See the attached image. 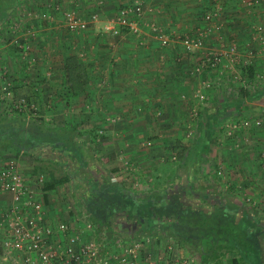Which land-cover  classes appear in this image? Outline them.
<instances>
[{"label": "crops", "instance_id": "obj_1", "mask_svg": "<svg viewBox=\"0 0 264 264\" xmlns=\"http://www.w3.org/2000/svg\"><path fill=\"white\" fill-rule=\"evenodd\" d=\"M55 1H59L62 10L68 9L86 22V27L78 30L60 26L58 23L63 20V15L59 10L53 13L54 22L49 27L26 26L29 35L19 42H29L27 49L34 53L28 52V58L13 56L1 47L5 45L0 44V58L3 59L0 64L5 63L11 75L8 79L13 86L12 102L26 100L39 116L52 118L54 125L48 128L53 129L54 138L58 139L52 142L43 132L32 133L31 129L36 128L34 125L27 127L26 122V130L19 131V122H12L16 117L8 120L5 127H0V169L9 160L17 164L27 184L43 201L48 223L56 227L58 222L66 220L73 225L74 221L67 213L72 210L67 192L71 191L73 177H98L93 168L102 170L101 177L106 171L107 165L95 159V151L91 149L93 143L85 132L93 127L105 131L104 141L99 144L103 149L100 151L102 156L98 157L100 162L114 161L113 164L123 170V161L128 160L137 169L135 178L140 180L146 175L158 177L157 164L170 160V165L177 162L175 172L171 169V173L166 174L171 192L182 186L187 193L200 191L203 196L218 197L225 191L222 181L227 179L237 188L232 189L231 194H252L264 208V163L260 159L264 150V76L263 81L255 79L256 75H264V47L252 28L257 24L264 27V2L249 10L241 0H218L224 5L223 11L207 24L202 19L206 0H139L142 4L139 32L123 29L120 34H112L103 29L104 25L113 24L119 8L136 0ZM46 2L0 0V16H15L24 8L30 9L31 5L40 12ZM37 22L40 24L41 21ZM152 23L175 38L166 45L161 44L150 29ZM209 24L214 29L204 39L201 50L188 51L180 40H175L186 35L196 36ZM231 47L234 54L227 53ZM207 51L222 54L218 65L214 68L206 63L198 72L194 71ZM249 55L255 68L251 79L242 77L241 72L242 59ZM68 57H73L84 70L85 83L77 87L70 85L65 73ZM17 60L21 61L18 66L21 65L23 70L15 69L14 61ZM33 64H38L39 71L31 69L29 73L28 67L33 68ZM47 66L59 70L49 76L51 72H47V77H43ZM12 70L14 73H10ZM217 74H223L222 78ZM243 80L250 83L241 94L239 86H243ZM207 82L212 83L210 88L206 87ZM199 94H204L205 98L201 100ZM259 117L261 126L241 127L231 137L227 136L229 123ZM20 120L24 122L25 118ZM37 128L43 131L47 127L39 125ZM11 129L19 133H8ZM147 136L149 139L145 141ZM37 137L41 143L35 142ZM25 138L41 148L15 151L13 146L21 139L26 141ZM207 145L210 150L205 148ZM64 162L77 163L79 167L76 171L67 167L63 170L59 164ZM210 162L217 164L215 170L209 166ZM52 163L60 170L58 167H55L57 172L48 170L43 184L33 182L34 175L38 174L35 170L41 168L43 171V166ZM220 167L226 175L217 177L216 171ZM66 174L70 177L68 182L51 186L53 180ZM198 179L210 182L214 187L201 185ZM158 183L166 185L165 181ZM212 200L213 204L216 201L218 204L221 199ZM11 202V193L0 190V213L5 212ZM228 204L241 209L235 201L230 200ZM258 228L261 230L255 233V240L264 235V225ZM261 249V254L255 250L247 258H253L257 264L259 258L264 259V243ZM3 259L11 264L16 260L12 255ZM34 264L39 263L35 260Z\"/></svg>", "mask_w": 264, "mask_h": 264}, {"label": "built area", "instance_id": "obj_2", "mask_svg": "<svg viewBox=\"0 0 264 264\" xmlns=\"http://www.w3.org/2000/svg\"><path fill=\"white\" fill-rule=\"evenodd\" d=\"M263 2L264 0H241L249 10H254ZM223 8L224 5L218 0H210L208 8L203 13L204 21L207 24L212 23L221 15ZM67 16L73 29L81 30L86 27V22L73 12H67ZM115 19L113 24H106L103 29L112 34H120L123 29L138 33L139 21H142L141 1L136 0L131 5L119 8ZM252 28L260 45L264 47V27L255 25ZM150 29L156 32L158 26L152 23ZM213 29L214 26L209 24L196 36L186 35L181 43L187 50H201L204 48V39ZM161 32L158 37L165 45L171 38ZM227 53L234 54V48L231 47ZM221 55L220 52L207 51L194 71L198 72L206 63L216 68ZM250 58L251 55L242 59L244 65L252 63ZM217 75L219 78L223 76ZM263 76L256 75V81L262 80ZM245 81L249 82V80L242 82ZM211 84L207 82L206 87L210 88ZM199 98L203 100L205 95L199 94ZM261 122L259 117L229 123L226 134L231 137L241 127L261 126ZM260 159L264 163V150L260 153ZM123 165L121 167L123 170L119 169L114 179H118L125 187L135 188L138 184L134 174L136 169L128 160L123 161ZM216 176H222L220 169L216 171ZM38 182H43L42 175L38 177ZM0 190L12 195L10 207L0 213V264H11L3 258L14 256L15 253L18 254L14 256L16 258L14 264H34L35 260L39 264H199L198 258L189 251L181 252L179 245L172 238H168L162 247L157 246L159 244L156 237L151 235L116 238L110 245L102 244L90 235L93 225L86 218L84 210H81L82 218L78 219V224L74 221L75 226L60 221L53 227L45 220L43 201L36 196L33 188L25 181L23 172L12 160L6 162L0 169ZM246 201L248 204H255L249 197Z\"/></svg>", "mask_w": 264, "mask_h": 264}, {"label": "trees", "instance_id": "obj_3", "mask_svg": "<svg viewBox=\"0 0 264 264\" xmlns=\"http://www.w3.org/2000/svg\"><path fill=\"white\" fill-rule=\"evenodd\" d=\"M206 1L203 13L210 3V0ZM241 72L242 77L251 79L255 74V68L251 64L244 65L241 67ZM65 73L71 86L77 87L85 83L86 77L83 67L73 57H68L66 60ZM239 91L241 93L245 90L240 86ZM20 124L18 126L19 131H25L26 123L20 122ZM6 125L3 124L2 126L5 127ZM38 126L35 123L36 129H31V132L37 135L43 132L45 138L52 140V142L58 140L54 138L53 133L38 130ZM85 132L88 135L98 134L97 128L94 129V127ZM78 133L80 134V131ZM25 139L26 141L19 140L13 149L15 151L23 149L26 152L40 146L35 143H41L38 137L34 143L31 142V139ZM67 140L69 141V139ZM91 140L93 139L91 138ZM40 170L42 169L37 168L35 172L38 173ZM43 173L45 172L41 171V174ZM112 178L113 176H109L104 183H99L100 187H96L99 181L94 182V187L99 190V195H96L98 198L86 203L84 211L86 214H91L93 219L90 218V220H95V228H100L103 222H108L115 227L117 233H128V228L118 232L119 228L122 229V222L115 226L117 219L111 220L112 216L119 215L121 218L132 220L130 228H134V225L140 227H137L139 228L137 234L150 233L148 235L151 236V233L155 234L159 245L168 238H172L177 244L180 241L184 244H180V246L193 247L194 251L200 255L202 264H219L223 258H226L229 264H240V261L244 264H254V259H249V256L254 251L255 233L259 232L258 227L260 226L256 225L258 224L256 219L247 209L243 208L240 211L238 208L223 202L222 199L220 200L221 203L219 202L222 205L217 204V201L213 204L211 201L209 203L212 206L199 207L197 204H190L187 199V196L191 197L193 192L187 193L182 188H178L181 193L178 191L171 192V188L162 187L157 181L150 183V189L137 192L117 181H112ZM69 180L70 177L66 174L64 177L53 180L51 186L66 183ZM203 195L201 194V198L204 200L217 198L215 195ZM136 233L135 235H137ZM107 238L110 239V237ZM182 248L180 249L181 252L183 251ZM232 251H235V256L229 257L227 253Z\"/></svg>", "mask_w": 264, "mask_h": 264}, {"label": "rangeland", "instance_id": "obj_4", "mask_svg": "<svg viewBox=\"0 0 264 264\" xmlns=\"http://www.w3.org/2000/svg\"><path fill=\"white\" fill-rule=\"evenodd\" d=\"M26 9L27 8H24L23 9L24 11L23 10L18 11L17 15H15V16H7V17H5V16L1 17L0 16V44L1 45H5V46H1V47H5L4 49H6L9 52V54H12L13 56L20 55V57H24V58L25 57L26 58L29 57L28 52L34 53V51H32V50L30 51V49H27V45H28L29 42H25V43H22V44H21L22 41L19 42L23 37H26V35H29V34L26 33V30H27L26 26L27 25H30V26L35 25L36 26V24H37V25H40V26L49 27V25H52L53 22H54V14L53 13L61 10L62 11L61 13L63 15V20H61L58 24H60V26L62 25L63 27H66V28L67 27L70 28L69 17L67 16V13H66V12H69V11H67L68 9L62 10L61 9V5L59 4V1H55L54 2V0H47L45 7H43V9L40 12L35 11V9L33 8V5L30 6V9H27V10ZM37 20L41 21L40 24H38ZM43 22H44V24H43ZM257 25H259V24H257ZM157 26H159V25H157ZM161 31L162 30L160 29V27H158V30L156 32H153V33H155L156 38L159 40L160 43H161V41H160L158 35L160 34ZM161 33H163V32H161ZM163 34H165V33H163ZM165 35H167V34H165ZM168 36L171 38V41L175 38L173 36H172L173 37L172 38L170 35H168ZM183 38L184 37L181 36L180 39H175V40H180L181 41ZM1 47H0V54H2ZM222 47L224 48V46H221V48ZM188 51H198V50L196 49V50H188ZM1 59L2 58H0V63H1ZM19 61L20 60L14 61L17 64L15 66V69L19 68V69L23 70V67L21 65L18 66ZM33 62L34 61H32L31 63H33ZM36 66H38V64L34 65L33 68L32 67H28V72L29 73L32 72L31 69L39 71ZM6 69L8 70V66H6L5 63H3L2 65L0 64V79H2V81L0 80V118H1L0 119V127H2V125L5 124V122H8V120L15 119V117H16V120H14L12 122L13 123L19 122L18 124L20 126L21 125L20 124V122H21L20 119L25 118L24 122L27 123V125H28L27 127H29V126L32 127V125H35V123H37L38 125H44V126L47 127L43 131H45V132L49 131L50 133H53L54 132L53 129L48 128L49 125L53 124V119L52 118H46V117H43V116H39L37 114V111H36L35 107L32 106L31 103H29L26 100L17 99L16 103L12 102V101H14L13 86H12V83L8 79L9 76H11V75L8 73V71ZM11 69H14V68L12 67ZM24 69H26V68L24 67ZM53 69H54V71H52ZM58 70H59L58 67L54 68L52 66L51 67L47 66L46 69L44 70V73L42 75H43V77L44 76L47 77V74L49 72H51V74H48V76L57 73ZM12 72L14 73V70H12L10 73H12ZM247 83H249V82H247V81L243 82L242 83L243 86H241V87H243V89H244L246 87ZM26 115H29V118H27ZM97 130H98V132H97L98 134H89V136H90L89 139H91V138L93 139V140H91V143H93V146H91V144H90V146H91V149L93 151H95V155H96L95 159L97 160V162H99L100 164L107 165L106 166V171H105L104 175L101 177L100 176V172H102V170H100V168H93L94 169V173H96V175H98V177L90 176V177L84 179V178H81L80 176H76V177H73V179L71 178L73 180V183L70 185L71 191L68 190L67 193H68V196L70 195L68 202L72 205V206H70V207H72V210H68L67 213L69 214V217H71V221L73 220L77 224L79 222L78 219L81 220V218H82L81 217L82 216L81 210H84L86 208V202H90L91 200H95L96 198H98V196H96V195H99V192H98L99 190L94 187V182L99 181L97 183L96 187H100L99 183H104L106 181V178H108L109 176L110 177L113 176L112 181H117L118 182V179H114V176H115V173L119 169V165L116 167L115 164H113L114 161L112 163H110V162L104 163V162H100L98 160V157L102 156V152L100 153V151L103 150V149H102L101 146H99V144L103 143V141H104L103 137H104V132L105 131H104V129H100V128H97ZM8 133H12V135H13V134H16V133L18 134L19 131L17 132L14 129H11V131L9 130ZM100 135H102V136H100ZM149 137H151V136H149ZM144 139H145V141H147L149 138L147 136V137H144ZM38 148H41V147L37 146L35 148V150L37 151ZM205 148L210 150L209 145H207V147H205ZM205 148L203 147L202 149H205ZM42 149H44V148H42ZM149 150L150 149H148V151ZM97 154H98V156H97ZM211 157H212V155H211ZM194 158H198V155H194ZM127 159L132 161V159H130V158H127ZM169 161H166V159H165L164 161H162L161 164H157V168H158V174L157 175H158V177H156V176L150 177V176L146 175L145 178H142L140 180L136 178V181H137L138 184H137V186L135 188L131 187V190H134V191H137V192L138 191L148 190V189H150L149 188L150 183L151 182L155 183L157 181L160 182V183L162 181H165L166 185L165 186L162 185V186L163 187L167 186V187L170 188V181H169V183H167L166 174L169 173V172L171 173V171H170L171 169H172V172H175V170H173V169H174V165H175V168L177 167L176 166L177 162L174 163V164L172 163V165H170V164H168ZM64 163L63 164H59L62 169H63V167H67L68 169L70 168V171H71V169L76 171L77 168L79 167V165L77 163H71V162H64ZM117 163L118 162H116V164ZM135 164L139 167V169H141L140 166L137 163H135ZM189 165H190V163L188 164V166ZM209 166L212 167L213 170H215L217 168V164H215L214 162H210ZM55 167H58V169L60 170L59 166L57 164H53V163L48 165V166H43L42 168H43V172L46 173L48 170L49 171L52 170V171L55 172V170H56ZM113 168H116V169L113 171L114 172L113 175H111ZM133 168H135V167H133ZM146 169L149 170V167H147ZM218 169H220L222 171V176H223L225 174V173H223V170H222L223 168L220 167ZM57 171L58 170H56V172ZM136 171H137V169H136ZM154 172H156V171H154ZM45 173L41 174V171H39L37 175H34L35 178H34L33 182L37 183L38 182V177L40 175H42L43 176V182H41L40 184H43L44 180H45ZM72 176H74V175H72ZM196 179L197 178H195V181H196ZM198 180H200L199 184H201V185H207V186L209 185L211 188L214 187L213 184L210 183V182L204 183L203 179H198ZM222 182H223L224 188L226 186L225 191H223V193L220 196H218L216 199L220 198V199L223 200V202H225L227 204H228V202L230 200L235 201L236 203L239 204V207H241V209L238 208L240 211H242L243 208L247 209L249 211V213L254 216L255 219H258V221H257L258 225L259 226H263L264 225V208L260 205V203L257 200H255L254 196L252 194H248V193L247 194H243L241 192L240 193H235V194L232 193L231 194L232 189H237V188H234L235 186H232L231 184H229L227 179L223 180ZM74 184L77 185V187L75 186V188H74ZM178 188H182L183 189L182 186L177 187V189ZM191 192H193V195H190L191 197L187 196V199L189 200L190 204L194 203V204H197V206H199V207L200 206H202V207H204V206L205 207L212 206L209 203V202L213 201L212 199H209V200L202 199L201 198V194H203V193H200V191H191ZM235 196L237 197V201L235 200ZM247 197H249L251 200H253L255 204L254 205L252 203L248 204L247 201H246ZM234 206L235 205H233V207ZM86 218L93 225L92 231L89 232L90 235H92L93 238H95L97 241H100L102 244H105V245H110L114 241V239L117 238V237H122V236H125V237H129V236L130 237H139V236H142V235L146 236V235L150 234V233H139V234H137L136 232L139 231V230L137 231V229H139L140 227L138 225L135 227V225H134V228L132 227V229H131L130 225L132 224V222H131L132 220L131 219L127 220L125 218H121V216H119V215H116L114 217L112 216V218L111 217L110 218H111V220L112 219H117V223H115V226L118 225V223L122 222V229L120 230V228H119L118 232L122 231V230L124 231L126 228H128L129 229L128 233H125V234L122 233V232L117 233V230L115 229V227L111 226V224L108 223V222H103V225L100 228H95L96 222H95V220L94 221L90 220V218H92L91 214L87 213L86 214ZM64 221H66V220H64ZM69 224H70V221H69ZM137 227H139V228H137ZM259 229L261 230V228H259ZM260 230H259V232H260ZM135 233L137 235H135ZM151 234H152V236L156 237L155 234H153V233H151ZM107 237H110V239H108ZM258 237H261V238H259V239H257L255 241L256 245H254V249H253L254 251L255 250L259 251V249H260V251L263 250L261 248H262L263 243H264V235L263 236L260 235ZM180 242H178V245H179L180 249H181V247L184 248V249L182 248L183 252L184 251H189L191 254L195 255L196 257H199V255L196 254V251H194L195 249L193 247H190V246L188 247L187 245L180 246V244L184 245L182 242L181 243ZM162 245L163 244L157 245V246L162 247ZM260 251H259V253L261 254ZM16 255L17 254H14V256H16ZM227 255L229 257H233V256H235V251H232L229 254L227 253ZM198 261H199V264H202L200 259H198ZM210 264H213V263H210ZM219 264H229V263L226 260V258H223V260H221V262ZM240 264H244V263H242V261H240ZM257 264H264V259H262V258L260 259L259 258Z\"/></svg>", "mask_w": 264, "mask_h": 264}, {"label": "flooded vegetation", "instance_id": "obj_5", "mask_svg": "<svg viewBox=\"0 0 264 264\" xmlns=\"http://www.w3.org/2000/svg\"><path fill=\"white\" fill-rule=\"evenodd\" d=\"M97 199V198H96ZM86 203H88V202H86ZM131 229H132V227H131Z\"/></svg>", "mask_w": 264, "mask_h": 264}]
</instances>
